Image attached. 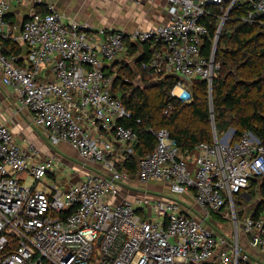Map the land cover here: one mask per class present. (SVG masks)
<instances>
[{"label": "built area", "instance_id": "built-area-1", "mask_svg": "<svg viewBox=\"0 0 264 264\" xmlns=\"http://www.w3.org/2000/svg\"><path fill=\"white\" fill-rule=\"evenodd\" d=\"M15 1L0 0V82L50 146L66 143L77 152L83 178L59 184L56 157L40 160L39 148L20 145L0 119V264H264V210L235 206L250 188L254 206L264 202V141L230 128L182 150L167 128L150 130L155 146L132 178L118 165L134 153L137 135L120 123L130 113L110 91L115 70L107 73L129 43L145 45L141 74L174 76L169 96L189 102L192 83L210 90L219 68L214 42L202 53L208 7L224 23L233 6L246 5L244 20L253 22L264 15V0H145L161 2L164 19L131 32L67 18L53 2L18 26L6 18ZM3 42L21 51L4 53ZM154 182L168 191L144 187ZM211 214L229 230L216 227Z\"/></svg>", "mask_w": 264, "mask_h": 264}, {"label": "trees", "instance_id": "trees-1", "mask_svg": "<svg viewBox=\"0 0 264 264\" xmlns=\"http://www.w3.org/2000/svg\"><path fill=\"white\" fill-rule=\"evenodd\" d=\"M208 9L211 15L204 19L208 37L202 53L208 55L214 42V59L219 64L210 90L205 82L195 80L189 102L171 98L169 90L176 82L174 76L153 81L141 74L139 60L148 57L145 45L128 44L129 56L144 51L140 58L134 57L133 66L121 60L108 68L107 73L116 69L110 91L112 94L120 93L123 105L130 113V117L120 123L132 128L137 135L132 145L134 153L124 155V160L118 165L132 178L137 171L138 159L155 146L150 130L167 128L182 150H190L199 142H211L214 132L220 136L230 128L236 134L251 130L264 141V15L253 22L246 21L244 18L249 7L235 5L217 32L220 12L215 6ZM9 16L7 14V18ZM1 46L4 53L21 51L19 44L3 42ZM122 75L127 81H121ZM168 105L171 109L164 113ZM255 184L252 180L251 186ZM259 193L264 197V178ZM262 210L264 202L257 205L256 212Z\"/></svg>", "mask_w": 264, "mask_h": 264}, {"label": "crops", "instance_id": "crops-1", "mask_svg": "<svg viewBox=\"0 0 264 264\" xmlns=\"http://www.w3.org/2000/svg\"><path fill=\"white\" fill-rule=\"evenodd\" d=\"M48 2H53L55 5V8L60 13L65 15L67 18H74L77 21H79L73 15L71 16V15L65 14V12L62 11L63 10L62 0H41L40 3L38 2V0H16L12 4L11 10L8 13V15H10L9 18H7V16L6 18L11 23L15 24L17 23V18L19 17L20 22L18 23V26H20V24L28 17L31 11H42L43 12L44 10H46L45 7ZM80 22H84V21H80ZM149 25H151V23H149ZM0 78H1V73H0ZM0 103L2 106L0 110V119L5 121L8 124L9 128L13 132V135L15 136L16 141L20 145L26 146L27 143L33 142L40 150V155H39L40 160L45 159L50 156L56 157V162H55L56 177L55 178L57 179V182L59 184L66 187L70 183L77 182L83 178V174L81 173L82 170L79 167V165L82 164V162L80 158L78 157L77 152L66 143H60L55 147L50 146L47 143L44 130L37 129L30 123L28 111L24 108H18L17 98L14 97V94L11 92V90L8 87L2 85L1 82H0ZM41 137L43 138V140L41 139ZM72 157L78 160L77 165L75 166L72 164V162H70ZM50 178H54V177L52 176ZM50 178L48 177L46 180H50ZM148 184H145V185L147 186ZM140 188H143V186H140ZM157 189L161 192L164 191L161 188H157ZM129 195L133 196L134 192L133 191L129 192ZM253 196H254L253 188H250L249 191L242 193V196L238 199V202L241 204V209H239L241 210V213H243L246 210H249L250 208L252 209L256 207V205L254 206L253 201H255L254 200L255 198H253ZM247 206H250V207L246 208ZM220 218L217 217L218 219L217 227L225 231H228L229 226L228 225L226 226L227 222L224 225L226 227L223 228L222 227L223 222H222V219Z\"/></svg>", "mask_w": 264, "mask_h": 264}, {"label": "rangeland", "instance_id": "rangeland-1", "mask_svg": "<svg viewBox=\"0 0 264 264\" xmlns=\"http://www.w3.org/2000/svg\"><path fill=\"white\" fill-rule=\"evenodd\" d=\"M62 3V11L65 12V14L73 15L79 21H84L96 26L122 28L130 32L140 27H147L149 23H159L164 19L161 2L149 4L145 0H62ZM19 22L20 18L18 17L17 24ZM218 25H221L222 28L223 23H218ZM126 53H128V51ZM121 60H126L133 66L134 56H129L124 53L121 56ZM121 60L115 61L114 64ZM135 82L138 84L141 83L138 81ZM14 97L16 96L14 95ZM41 139L43 140L42 137ZM70 162L75 166L78 160L72 157ZM144 187L150 190H158L157 188H161L166 192L168 190L165 185L157 182L150 183L147 186L144 185ZM235 206L237 209H241V204L239 202H236ZM249 207L250 206H247L246 208ZM211 219L217 227V217L212 215ZM222 222V227H226L227 221L222 220ZM225 224L226 226H224Z\"/></svg>", "mask_w": 264, "mask_h": 264}, {"label": "water", "instance_id": "water-1", "mask_svg": "<svg viewBox=\"0 0 264 264\" xmlns=\"http://www.w3.org/2000/svg\"><path fill=\"white\" fill-rule=\"evenodd\" d=\"M23 20H24V19H23ZM23 20H22V21H23ZM257 205H258V204H257ZM257 205H256L255 209L257 208Z\"/></svg>", "mask_w": 264, "mask_h": 264}]
</instances>
